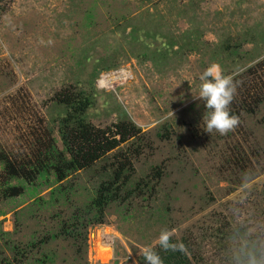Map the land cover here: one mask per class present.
I'll use <instances>...</instances> for the list:
<instances>
[{
  "label": "rangeland",
  "instance_id": "obj_1",
  "mask_svg": "<svg viewBox=\"0 0 264 264\" xmlns=\"http://www.w3.org/2000/svg\"><path fill=\"white\" fill-rule=\"evenodd\" d=\"M212 63L239 82L229 108L240 123L226 135L207 132L197 98ZM108 73L114 87H100ZM67 89L93 98L95 127L141 129L131 183L156 168L161 178L78 239L61 224L136 139L76 172L58 199L52 176L10 180L22 189L13 198L0 185V264H139L164 230L191 264H264V0H0V150L28 164L47 132L61 150L55 97Z\"/></svg>",
  "mask_w": 264,
  "mask_h": 264
},
{
  "label": "trees",
  "instance_id": "obj_2",
  "mask_svg": "<svg viewBox=\"0 0 264 264\" xmlns=\"http://www.w3.org/2000/svg\"><path fill=\"white\" fill-rule=\"evenodd\" d=\"M55 99L66 107L64 116L57 120L62 149L57 148L56 140L47 132L38 140L46 142L40 144L41 149L28 164L19 161L7 151L0 150V163L5 177L0 185L3 188L7 185L2 191L4 198H13L22 193L20 187L9 185L10 180L34 182L35 178L39 177L45 180L44 184H49L52 176L54 182L50 189V198L58 199L65 192L63 183L70 180L76 172L91 167L121 143L131 138L136 139L129 146L130 156L122 155L120 161L117 160L120 153L114 154L117 163L111 168L109 177L99 183L83 207L75 209L70 220L61 224L59 232L61 236L66 239H78L88 226L103 223L105 208L110 204L125 205L132 197L145 193L153 194L155 185L152 182L154 180L158 182L162 169L156 168L147 178L131 183L130 178L133 176L128 172H132L131 160L141 155L143 149L141 129L131 120L119 121L105 129L87 122L85 113L93 105V98L82 89L62 90L56 94ZM253 111L252 108L248 109L249 113ZM230 112L238 114L237 111ZM167 134L168 130L163 128L162 133H158L157 136L167 139ZM169 243L171 246L168 249L162 248L160 244L151 248L160 255L163 264H191L181 244L172 238ZM32 245L34 247V243ZM145 252L139 257V264H147ZM37 263L45 264L46 259L37 260Z\"/></svg>",
  "mask_w": 264,
  "mask_h": 264
},
{
  "label": "clouds",
  "instance_id": "obj_3",
  "mask_svg": "<svg viewBox=\"0 0 264 264\" xmlns=\"http://www.w3.org/2000/svg\"><path fill=\"white\" fill-rule=\"evenodd\" d=\"M201 83L198 99L205 101V108L210 110L203 119L206 121L208 133L216 131L226 135L239 126V116L230 112L239 82L234 81L231 75H225L224 70L218 63H212L199 77ZM160 246L168 249L171 245L170 233L162 231L160 235ZM147 264H163L160 255L147 249L145 252Z\"/></svg>",
  "mask_w": 264,
  "mask_h": 264
},
{
  "label": "built area",
  "instance_id": "obj_4",
  "mask_svg": "<svg viewBox=\"0 0 264 264\" xmlns=\"http://www.w3.org/2000/svg\"><path fill=\"white\" fill-rule=\"evenodd\" d=\"M114 74L113 73H108V74H106V75H101L100 76V78L97 80V81H99V80H102V84H101V86L100 87H104V88H107V87H114V79H115V77L114 78H112L111 76H113ZM96 84H97V82H96Z\"/></svg>",
  "mask_w": 264,
  "mask_h": 264
},
{
  "label": "bare ground",
  "instance_id": "obj_5",
  "mask_svg": "<svg viewBox=\"0 0 264 264\" xmlns=\"http://www.w3.org/2000/svg\"><path fill=\"white\" fill-rule=\"evenodd\" d=\"M107 241H108V240H107ZM107 241H106V242H107ZM103 244H106V243H105V242H103Z\"/></svg>",
  "mask_w": 264,
  "mask_h": 264
}]
</instances>
